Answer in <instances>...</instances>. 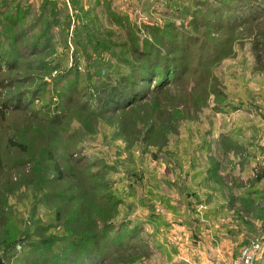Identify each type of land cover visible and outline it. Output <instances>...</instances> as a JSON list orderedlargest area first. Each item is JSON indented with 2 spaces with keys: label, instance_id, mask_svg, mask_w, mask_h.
Listing matches in <instances>:
<instances>
[{
  "label": "rangeland",
  "instance_id": "rangeland-1",
  "mask_svg": "<svg viewBox=\"0 0 264 264\" xmlns=\"http://www.w3.org/2000/svg\"><path fill=\"white\" fill-rule=\"evenodd\" d=\"M0 45L26 53L1 73L24 108L0 119V260L217 264L189 219L206 201L186 186L264 121V0H0ZM138 47L170 59L174 82L98 110L99 83Z\"/></svg>",
  "mask_w": 264,
  "mask_h": 264
},
{
  "label": "crops",
  "instance_id": "crops-1",
  "mask_svg": "<svg viewBox=\"0 0 264 264\" xmlns=\"http://www.w3.org/2000/svg\"><path fill=\"white\" fill-rule=\"evenodd\" d=\"M260 121L235 139L237 148L227 149L226 163L219 165L217 177L207 175L202 185L189 178L194 202L206 201L201 219L194 212L189 219L195 230L199 221L204 223L205 236L197 245L204 248L205 259L211 262L236 258L240 248L263 231L264 121ZM254 264H264V255Z\"/></svg>",
  "mask_w": 264,
  "mask_h": 264
},
{
  "label": "trees",
  "instance_id": "trees-1",
  "mask_svg": "<svg viewBox=\"0 0 264 264\" xmlns=\"http://www.w3.org/2000/svg\"><path fill=\"white\" fill-rule=\"evenodd\" d=\"M179 12L185 14L188 12V10L182 8L179 9ZM170 25L172 24L169 23L165 27L170 30V27H168ZM31 49V56H33L38 50L35 49V51H33V47H31ZM135 52L137 53V59L133 62V65H128V73L120 72L118 76L113 80L101 81L99 83L97 90L93 94L95 106L98 110H106L107 112L120 111L124 108L131 106L137 101L144 100L147 96V85L150 82H155L154 84L157 85L154 90L158 88V86H161L164 82H170V80V83L174 82V79L172 78L173 73H168L169 69L167 64L171 63V61L170 59L163 57L159 50H157L155 54H152L148 51L146 47H138ZM25 56L26 53H22L15 49L11 51H6L0 45V119L5 116L7 111H19L24 108L22 107V101L19 98L16 97L15 99H12L11 96L7 95V90L8 87L11 86V83L7 84L9 82H5L3 76H1V73L2 69L4 68L10 71L16 70L18 68L19 59L24 58ZM169 76H171V79L169 78ZM9 144L10 146L15 147L17 149H22V145L20 144L14 143L12 141H10ZM232 145L233 143L228 144L229 147H232ZM228 148H226V152ZM46 160H53L50 152L46 153ZM53 164L54 173L56 175L54 181H56L57 179H61L62 172L56 163ZM218 167L217 165L205 167L203 175L197 176L194 174L192 176V179H198L200 181V185H202L207 175L210 178L217 177L216 174ZM208 172L210 174H208ZM182 182L185 183L184 180ZM49 183L50 182H48V184ZM41 189L45 191L44 194L46 198H50L49 200L53 202L54 200H57V194L52 191H47L46 186L44 187V189ZM186 189L190 191V185L186 186ZM114 212L116 213V210ZM97 226L98 225L96 224L91 233L86 237H93L94 235H98L100 230ZM119 248H121V246L118 245V249ZM53 249H55V247L53 244H51L50 250ZM97 251L99 250L96 249L94 252L89 250L86 253L92 255L91 257L98 258L99 255L95 253ZM80 254H82V251H80ZM85 254L80 256L83 258L87 257Z\"/></svg>",
  "mask_w": 264,
  "mask_h": 264
},
{
  "label": "built area",
  "instance_id": "built-area-1",
  "mask_svg": "<svg viewBox=\"0 0 264 264\" xmlns=\"http://www.w3.org/2000/svg\"><path fill=\"white\" fill-rule=\"evenodd\" d=\"M262 255H264V227L260 236L248 241L240 248L236 258L229 261L222 260L217 264H254Z\"/></svg>",
  "mask_w": 264,
  "mask_h": 264
},
{
  "label": "water",
  "instance_id": "water-1",
  "mask_svg": "<svg viewBox=\"0 0 264 264\" xmlns=\"http://www.w3.org/2000/svg\"><path fill=\"white\" fill-rule=\"evenodd\" d=\"M0 264H4V262L2 260H0Z\"/></svg>",
  "mask_w": 264,
  "mask_h": 264
}]
</instances>
